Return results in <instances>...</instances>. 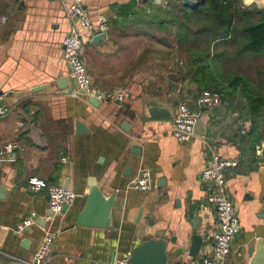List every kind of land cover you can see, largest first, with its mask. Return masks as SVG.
<instances>
[{"label":"crops","instance_id":"crops-1","mask_svg":"<svg viewBox=\"0 0 264 264\" xmlns=\"http://www.w3.org/2000/svg\"><path fill=\"white\" fill-rule=\"evenodd\" d=\"M74 1L0 0V104L11 109L0 119V152L7 142L26 143L24 151L0 156V264L32 263L45 234L48 192L33 191L31 178L78 194L52 223L57 239L47 264H112L153 238L168 241V264L202 261L219 229L216 211L204 205L208 185L201 178L214 151L238 162L226 169L241 227L227 264H264V157L258 155L264 139L253 145L246 133L228 130L217 115L207 136L196 133L183 143L173 135L172 118L147 115L150 99L199 110L203 90L178 44L165 48L176 55L170 61L154 63L147 50L150 36L166 31L150 21L157 0H83L92 20L105 15L111 26L100 43L85 32L83 59L94 84L108 96L94 106L93 97L69 78L63 59ZM63 77L65 88L58 84ZM78 120L90 131L77 133ZM143 169L152 172L153 188L147 192L131 187ZM91 179L106 196L117 197L110 228L76 225ZM33 212L36 223L18 234L17 225ZM195 234L204 242L191 257Z\"/></svg>","mask_w":264,"mask_h":264},{"label":"built area","instance_id":"built-area-1","mask_svg":"<svg viewBox=\"0 0 264 264\" xmlns=\"http://www.w3.org/2000/svg\"><path fill=\"white\" fill-rule=\"evenodd\" d=\"M69 19L72 23L64 42L63 52V59L70 66L69 78L79 91L96 98L100 102L105 101L108 96L94 84L83 59V49L85 32L89 34V39L99 34H108L111 29L109 18L101 15L97 20H92L84 7L83 0H75L70 7ZM222 97V93L203 89L197 99L199 110L193 109L187 103L179 104L175 109L173 118V135L180 142H189L196 135L195 128L203 115L202 109L218 104ZM117 99L120 102L123 101L122 96H118ZM10 112L9 107L0 104V119L5 118ZM246 132L244 129L242 133L245 134ZM25 149L26 143L23 140L10 141L4 145L0 156ZM62 159L67 162L66 158ZM237 166V161L225 160L214 151L201 174L202 180L208 185L204 205L216 211L219 229L214 235L211 254L202 261L193 264H227L233 241L240 233L241 227L239 217L228 194L226 169ZM29 185L33 191L47 189L49 212L44 217L46 222L45 234L35 254L34 261L28 264H47L48 256L57 239V232L53 231L52 223L65 206L70 208L75 204L78 194L63 185H48L45 181L37 178H31ZM131 187L136 191H150L153 188L151 170L143 169ZM37 218L38 215L33 212L31 216L17 225L16 232L23 234L26 229L36 223ZM129 256L115 260L112 264H130ZM17 264H23V261L17 260Z\"/></svg>","mask_w":264,"mask_h":264},{"label":"trees","instance_id":"trees-1","mask_svg":"<svg viewBox=\"0 0 264 264\" xmlns=\"http://www.w3.org/2000/svg\"><path fill=\"white\" fill-rule=\"evenodd\" d=\"M156 9L150 21L164 30L175 29L177 44L187 53L189 66L195 69L194 82L223 94L218 104L202 110L207 113L214 109L211 124L217 122L219 106L228 96H238L244 102V110L263 119L264 83L257 87L244 75L226 73L225 52L213 54L212 48L232 46L238 59L264 54V9L247 5L244 0H204L196 9L184 7L180 0H168L165 7ZM245 137L253 145L264 139L257 128Z\"/></svg>","mask_w":264,"mask_h":264},{"label":"water","instance_id":"water-1","mask_svg":"<svg viewBox=\"0 0 264 264\" xmlns=\"http://www.w3.org/2000/svg\"><path fill=\"white\" fill-rule=\"evenodd\" d=\"M204 0H180L184 7L190 9L198 8ZM156 3L164 5V0H157ZM106 38L105 34L96 35L93 38V43H100ZM170 78L176 80V74H170ZM60 87L65 88L68 86V79L61 78L58 81ZM91 103L94 106H99L100 101L96 98H91ZM209 109V106L205 107ZM147 115L152 119H173L175 109L164 102H157L150 99L146 108ZM213 117V114H203L199 119L195 131L196 133L207 136L208 123ZM89 128L79 120L76 122V132L85 133L89 132ZM258 155L264 157V143L258 148ZM90 191L87 195L86 203L82 212L76 217V225L94 228H110L112 226V210L117 203L116 195L106 196L95 179L89 182ZM68 208L65 206L62 212H66ZM143 210L141 209L138 218H141ZM39 224H43L40 222ZM204 238L200 234H195L192 239L189 255L196 257L200 252L203 245ZM168 241L165 238H153L143 242L137 246L129 256L130 264H168ZM17 264V262H13Z\"/></svg>","mask_w":264,"mask_h":264},{"label":"rangeland","instance_id":"rangeland-1","mask_svg":"<svg viewBox=\"0 0 264 264\" xmlns=\"http://www.w3.org/2000/svg\"><path fill=\"white\" fill-rule=\"evenodd\" d=\"M245 4H254L258 8L264 9V0L259 3L258 1L244 0ZM175 29L169 28L162 32L155 31L156 36H150L145 42V46L148 47L154 63L156 60L170 61L172 55L176 56L173 51H167L172 43L177 44ZM164 47V48H163ZM165 48H168L167 50ZM225 52L226 57L223 60V69L226 73H239L248 77L257 87L264 83V54L262 55H249L242 59H238L235 56V50L232 46H219L212 48V53L217 51ZM187 54V53H186ZM158 65H164V63H158ZM210 90V89H205ZM212 91V90H210ZM216 92V91H212ZM218 116L219 122L228 125V130H231L235 134L243 135V130L246 129V135L259 129L260 136H264V118H258L249 114L248 110H244V102L238 96H228L219 106Z\"/></svg>","mask_w":264,"mask_h":264},{"label":"bare ground","instance_id":"bare-ground-1","mask_svg":"<svg viewBox=\"0 0 264 264\" xmlns=\"http://www.w3.org/2000/svg\"><path fill=\"white\" fill-rule=\"evenodd\" d=\"M251 1H258L259 3H261L263 0H251Z\"/></svg>","mask_w":264,"mask_h":264}]
</instances>
